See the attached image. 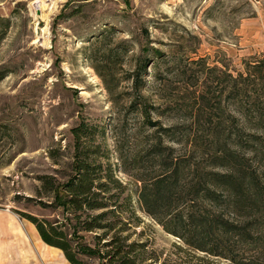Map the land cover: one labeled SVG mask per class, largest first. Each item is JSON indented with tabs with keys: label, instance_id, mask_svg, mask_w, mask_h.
Returning a JSON list of instances; mask_svg holds the SVG:
<instances>
[{
	"label": "rangeland",
	"instance_id": "374dc122",
	"mask_svg": "<svg viewBox=\"0 0 264 264\" xmlns=\"http://www.w3.org/2000/svg\"><path fill=\"white\" fill-rule=\"evenodd\" d=\"M263 53L264 0H0V210L27 236L32 225L40 237L31 214L57 223L73 247L108 253H78L88 264H110L116 236L134 243L137 264H233L191 249L143 209L138 177L157 167L147 151L159 125L145 121L141 103L163 126L202 121L216 111L217 76ZM225 95L222 107L234 112ZM77 125L85 132L76 140ZM76 154L99 165L103 193L117 194L102 209H122L123 230L83 229L63 193L42 188L43 174L67 179Z\"/></svg>",
	"mask_w": 264,
	"mask_h": 264
},
{
	"label": "trees",
	"instance_id": "16d2710c",
	"mask_svg": "<svg viewBox=\"0 0 264 264\" xmlns=\"http://www.w3.org/2000/svg\"><path fill=\"white\" fill-rule=\"evenodd\" d=\"M5 74V69H0V78ZM135 74L137 87L140 70ZM217 79L216 111L207 112L202 121L181 120L163 126L150 120V104L141 103L145 121L159 126L147 151L157 167L152 174L138 177L137 195L143 209L191 249L224 257L233 264H264V53L245 59L236 74L225 71ZM223 92L236 103L234 112L222 107ZM199 97L204 98V93ZM82 126L73 128L76 140L85 132ZM164 139L189 142L191 148L175 154L171 146L163 145ZM98 167L76 154L69 177L56 181L54 176L43 174L42 188L52 196L62 192L83 229L108 230L120 222L123 230L122 209H102L117 194L103 193L108 187L100 180ZM95 209L101 210L89 212ZM84 212L86 217L79 219ZM107 213L115 214L116 220L102 221ZM27 217L40 238L60 248L71 264H88L78 253H99L80 241L74 248L57 223L31 214ZM124 239L115 237V250L108 256L110 264H137L132 254L134 243L123 246Z\"/></svg>",
	"mask_w": 264,
	"mask_h": 264
},
{
	"label": "crops",
	"instance_id": "0c3cea01",
	"mask_svg": "<svg viewBox=\"0 0 264 264\" xmlns=\"http://www.w3.org/2000/svg\"><path fill=\"white\" fill-rule=\"evenodd\" d=\"M5 210H0V264H71L62 250L44 242ZM4 237V238H2Z\"/></svg>",
	"mask_w": 264,
	"mask_h": 264
}]
</instances>
